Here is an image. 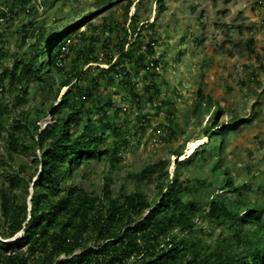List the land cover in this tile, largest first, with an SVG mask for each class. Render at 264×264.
Instances as JSON below:
<instances>
[{"label": "trees", "instance_id": "1", "mask_svg": "<svg viewBox=\"0 0 264 264\" xmlns=\"http://www.w3.org/2000/svg\"><path fill=\"white\" fill-rule=\"evenodd\" d=\"M117 1L94 3L107 9ZM36 2L0 0V21L8 31L15 19L28 18L16 30L27 49L12 66L0 70V93L5 84L16 90L13 106L0 103V135L5 129L1 117L15 107L20 109L16 115L10 113L6 128L7 158L0 148V264H264L263 207L245 196L242 188L247 185L235 184L229 167L221 163L226 130L250 124L258 113L218 122L222 107L198 88L191 108L195 116L218 106L209 130L202 133L207 142L175 159L172 174L171 158L161 157L127 174L126 179L134 182L130 191L124 185L114 191L111 177L100 192L89 190L78 176L93 170L94 161L116 166L125 148L123 135L129 133V121L119 115L121 106L110 96L100 100L94 93L100 79L117 77L132 108L140 112L142 120H136L140 131L151 123L143 117V110L149 107L156 116L164 112L153 126L161 139L172 138L177 132L174 101L161 93L157 82L162 76L157 66L163 61L155 56L156 23L140 24L139 6L128 17L134 0H127L128 27L110 19L72 35V28L62 30L55 24L56 18L49 22L32 18ZM165 8L163 3L159 6ZM146 27L152 29L150 33L145 32ZM254 43L253 37L247 40L250 52H254ZM90 62L108 66H97V74L91 77L87 75L91 66L82 70ZM33 85L55 87L58 103L23 108L35 92ZM63 86H67L64 92ZM46 114L53 121L43 126L39 120ZM20 150L33 153L34 164L16 166L13 153ZM182 153V149L172 150V155ZM210 159L209 178L182 176L189 164ZM143 182H155L158 190L154 197L140 189ZM203 185L211 190L205 201ZM202 219L212 226L223 225L227 234L217 236L212 246L206 245L197 235Z\"/></svg>", "mask_w": 264, "mask_h": 264}, {"label": "rangeland", "instance_id": "2", "mask_svg": "<svg viewBox=\"0 0 264 264\" xmlns=\"http://www.w3.org/2000/svg\"><path fill=\"white\" fill-rule=\"evenodd\" d=\"M36 1L32 7V18L45 19L46 22L56 18L55 24L62 30L72 28V35L90 31L92 24L100 25L110 19L127 25V0L117 1L107 9L96 7L94 0ZM137 1L134 0V3L135 7L139 6L141 20L149 19L151 22L155 19V56L163 61L157 67L162 75L157 82L161 92H165L174 101L172 111L175 114L177 132L172 138L161 139L153 126L164 116V112L161 111L156 116L149 107L143 110L146 115H142L144 119H151V123L146 125L145 131H140L137 127L139 123H136V120H142V117L138 116L140 112L132 108L131 100L127 98L126 90L119 86L117 77L110 81L100 79L99 86L93 88L94 93L100 100L110 96L116 105L121 106V119L126 118L129 121L126 124L129 133L124 131L123 135L127 145L116 166L111 167L104 161H94L93 170L88 171L84 177L78 176L77 180L87 189L100 192L107 184V177H111L114 191H118L121 185L130 191L134 188V182L126 179L127 174L140 171L146 164L161 157L171 158L169 171L172 174L175 159L187 155L190 142L201 137L205 130H209L208 127L213 122L212 116L216 114L218 106H213L200 117L192 113L197 90L201 88L222 107L216 118L218 122L228 123L234 117L249 118L255 112L258 113L250 124H242L236 130H226L221 163L229 167L235 184L247 185L246 189L242 188L245 196L261 204L264 211V0ZM134 3L128 11V17L133 13ZM162 3L166 8L161 10L159 6ZM26 20L28 18L15 19L9 31L5 23L0 21V48L2 47L3 51L0 70L4 65L12 66L13 60L27 49L28 44H23L16 32ZM144 30L150 33L152 29L146 27ZM2 31L5 35L1 34ZM250 37L255 40L254 52H250L246 47ZM103 55L101 52L100 58ZM71 57L72 55L67 59L68 65ZM88 66L91 68L87 75L95 77L99 69L97 66L106 68L108 65L90 62L83 65L82 70H86ZM86 82L85 79L84 84ZM137 86H141V83ZM32 88L35 92L28 96V101L22 104L23 108L33 104L42 107L41 102L58 103L59 97L55 98V87L40 89L33 85ZM64 90L66 86L62 88V92ZM15 93L14 88L5 84L0 93V103L11 104ZM19 110L15 107L11 112L16 115ZM10 113L1 117L5 129L1 131L0 148L5 158V146L8 143L6 128L10 125ZM110 116L113 117V111ZM52 121L51 115L46 114L40 118L39 123L44 126ZM176 149H182L183 153L172 155V150ZM35 152L40 154L38 148H35ZM33 158L34 154L31 152L20 150L13 153V163L16 166L24 162L34 164ZM211 161L210 159L207 162L197 161L196 164H189L188 168H184L182 176L189 174L196 178H209L207 164ZM35 178L36 175L33 180ZM203 188L201 196L205 201L211 190L204 185ZM140 189L152 198L156 195L158 187L155 182H143ZM198 224L202 227H199L201 229L197 231V235L203 238L206 245L212 246L216 243L217 236L227 234L221 224L212 226L205 219L198 221Z\"/></svg>", "mask_w": 264, "mask_h": 264}, {"label": "bare ground", "instance_id": "3", "mask_svg": "<svg viewBox=\"0 0 264 264\" xmlns=\"http://www.w3.org/2000/svg\"><path fill=\"white\" fill-rule=\"evenodd\" d=\"M207 138L206 137H201V138H197L193 141L190 142V145L188 146L187 149V154H190L191 152H193V150L199 146L201 143L206 142Z\"/></svg>", "mask_w": 264, "mask_h": 264}, {"label": "clouds", "instance_id": "4", "mask_svg": "<svg viewBox=\"0 0 264 264\" xmlns=\"http://www.w3.org/2000/svg\"><path fill=\"white\" fill-rule=\"evenodd\" d=\"M138 2H139V0L137 1V3H138ZM133 3H134V2H133ZM133 3H132V4H133ZM132 4H131V5H132ZM135 6H136V3H134V10H133V12H134L135 9H136ZM130 7H131V6H130ZM129 10H130V9H129ZM132 14H133V13H132ZM132 14H131V15H132ZM131 15H130V16H131ZM146 21H147V22H146ZM146 21L141 20V21H140V24H142V23H143V24H144V23H145V24H146V23H147V24L150 23V22H149V19H147ZM152 21H155V19L152 20ZM152 21H151V22H152ZM129 22H130V20L128 19L127 22H126V23H127L126 27H128ZM127 45H128V44H126V46H127ZM104 64H106V63H104ZM107 65H108V64H107ZM106 67H107V66H106ZM157 67H158V66H157ZM63 87H65V86H63ZM63 87H62V88H63ZM0 89H1V88H0ZM66 89H67V86H66ZM64 91H66V90H64ZM161 93H163V92H161ZM163 94H164V93H163ZM201 137H206V136L202 135ZM201 137H199V138H201ZM206 138H207V137H206ZM207 140H208V138H207ZM206 142H207V141H206ZM203 143H204V142H203ZM201 144H202V143H201ZM201 144H200V145H201ZM124 145H125V147H126L127 144H124ZM197 147H198V146H197ZM197 147H196V148H197ZM196 148H195V149H196ZM195 149H194V150H195ZM194 150H193V151H194ZM191 153H193V152H191ZM191 153H190V154H191ZM119 154L122 155L123 152H120ZM180 155H181V154H180ZM187 155H189V154H187ZM187 155H185V156H187ZM185 156H184V157H185ZM182 158H183V157H182Z\"/></svg>", "mask_w": 264, "mask_h": 264}, {"label": "water", "instance_id": "5", "mask_svg": "<svg viewBox=\"0 0 264 264\" xmlns=\"http://www.w3.org/2000/svg\"><path fill=\"white\" fill-rule=\"evenodd\" d=\"M31 197V196H30ZM13 239L15 238V237H12ZM13 239H10V240H13Z\"/></svg>", "mask_w": 264, "mask_h": 264}]
</instances>
